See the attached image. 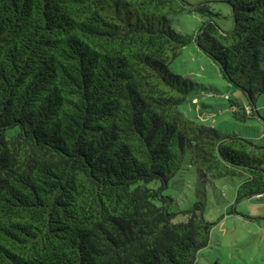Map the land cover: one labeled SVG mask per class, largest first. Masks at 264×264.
<instances>
[{
	"label": "trees",
	"instance_id": "1",
	"mask_svg": "<svg viewBox=\"0 0 264 264\" xmlns=\"http://www.w3.org/2000/svg\"><path fill=\"white\" fill-rule=\"evenodd\" d=\"M0 0V264H203V202L176 221L170 180L239 175L264 194V145L191 119L193 82L171 69L195 42L240 87L242 121L264 95V0ZM208 13L196 34L172 26Z\"/></svg>",
	"mask_w": 264,
	"mask_h": 264
},
{
	"label": "rangeland",
	"instance_id": "2",
	"mask_svg": "<svg viewBox=\"0 0 264 264\" xmlns=\"http://www.w3.org/2000/svg\"><path fill=\"white\" fill-rule=\"evenodd\" d=\"M210 4L216 13L212 17L223 29H230L233 18L229 4L221 0H211ZM209 17L208 13H180L171 24L179 32L196 34ZM171 69L193 82L180 105L186 116L264 145V95L257 98L258 113L246 121L237 119L230 99L244 103L243 90L225 79L215 60L195 42L184 46ZM241 180L239 175L223 178L201 175L189 161L170 180L166 193L173 197L171 210L176 212V221L186 220L183 210L200 201L205 205L206 218L213 222L210 243L198 253L203 264H264V194L238 199Z\"/></svg>",
	"mask_w": 264,
	"mask_h": 264
}]
</instances>
